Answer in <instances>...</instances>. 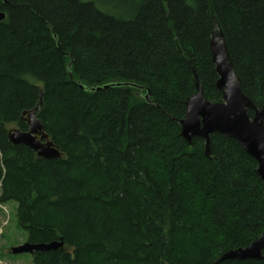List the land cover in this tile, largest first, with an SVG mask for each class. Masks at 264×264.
<instances>
[{"label":"trees","instance_id":"16d2710c","mask_svg":"<svg viewBox=\"0 0 264 264\" xmlns=\"http://www.w3.org/2000/svg\"><path fill=\"white\" fill-rule=\"evenodd\" d=\"M0 14V204H17L28 243L65 242L33 264H213L264 233L257 162L224 135L211 136L213 159L180 135L196 77L223 102L214 19L264 108V0H0ZM40 103L61 160L8 138Z\"/></svg>","mask_w":264,"mask_h":264},{"label":"water","instance_id":"95a60500","mask_svg":"<svg viewBox=\"0 0 264 264\" xmlns=\"http://www.w3.org/2000/svg\"><path fill=\"white\" fill-rule=\"evenodd\" d=\"M4 19V14H0V21ZM210 52L219 77L216 87L223 94V102L212 103L205 98L196 77L197 93L186 101L187 111L185 118L180 121V135L189 145L192 144L194 138L203 139L206 143L205 154L211 159H213L210 147L211 136L220 134L236 141L257 162L256 174L264 184V108L257 107L243 93L222 29L215 19L210 41ZM67 57L70 58L71 56L67 55ZM71 70L72 63L69 65L68 72L71 81H73ZM78 85L81 90L91 93L125 86L142 90L137 85L122 83L97 88H86L81 83H78ZM42 96L43 94H41V101ZM145 97L148 101L149 94ZM40 106L41 103L33 112L23 113L22 118L27 123L29 130L22 132L19 129H13L9 132L8 138L13 146L23 145L31 149L39 159L47 161L61 160L63 155L59 147L51 140L43 124L37 118L36 114ZM249 111L254 112L253 118L250 117ZM64 246L63 239L48 244H31L27 242L22 246L13 248L12 253L14 255H34L36 252L57 251L64 248ZM263 251L264 233L246 248L225 253L213 264H221L224 261L263 260Z\"/></svg>","mask_w":264,"mask_h":264},{"label":"rangeland","instance_id":"374dc122","mask_svg":"<svg viewBox=\"0 0 264 264\" xmlns=\"http://www.w3.org/2000/svg\"><path fill=\"white\" fill-rule=\"evenodd\" d=\"M18 129L8 126V131ZM1 195V190H0ZM17 204H0V264H33L32 255H14L12 249L28 242L27 234L18 227Z\"/></svg>","mask_w":264,"mask_h":264}]
</instances>
